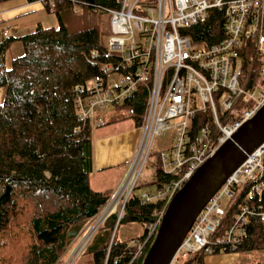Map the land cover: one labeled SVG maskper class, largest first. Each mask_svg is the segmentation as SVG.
<instances>
[{"label": "built area", "instance_id": "obj_1", "mask_svg": "<svg viewBox=\"0 0 264 264\" xmlns=\"http://www.w3.org/2000/svg\"><path fill=\"white\" fill-rule=\"evenodd\" d=\"M215 12L222 16V37L195 42L192 28ZM108 13L112 27L106 46L112 61L79 88L77 110L96 127L108 123L104 110L121 111L135 122L141 138L119 186L87 221L66 264H73L109 218L124 217L157 135L174 131L172 146L160 153L161 172L171 179L155 196H141L142 203L157 201L162 208L132 262L143 258L175 195L264 106V0H122ZM2 32L10 37L7 28ZM247 39L255 41L259 60L253 80L240 57ZM112 73L121 79L112 83ZM135 96L143 97L142 111L128 105ZM263 193L264 142L202 209L170 264H177L179 256L184 264L196 257L190 263L195 264L205 255L234 250L253 217L264 223V202L257 200Z\"/></svg>", "mask_w": 264, "mask_h": 264}, {"label": "trees", "instance_id": "obj_2", "mask_svg": "<svg viewBox=\"0 0 264 264\" xmlns=\"http://www.w3.org/2000/svg\"><path fill=\"white\" fill-rule=\"evenodd\" d=\"M7 1L11 0H0V4ZM27 1L42 2L58 25L38 24L31 33L0 42V89L4 90L0 103V264H59L86 221L113 193L91 186L93 126L79 117L76 100L79 88L101 75L103 65L112 61L104 42L109 32L105 15L122 0ZM221 17L215 12L193 27L194 41L212 43L222 37ZM17 39L24 53L8 64L6 53ZM255 48V41L247 39L240 51L244 72L251 80L259 66ZM134 101L128 105L142 111L143 97L135 96ZM111 121H118V115ZM170 179L160 170L158 187ZM257 200L263 203L264 193ZM141 201V196L133 194L119 221L146 225L137 243L148 238V226L162 208L160 202ZM230 214L225 218L227 225ZM117 223L116 215L109 218L90 243L93 264H142L154 235L143 258L132 262L137 245L113 239ZM259 250H264V223L253 217L231 251Z\"/></svg>", "mask_w": 264, "mask_h": 264}, {"label": "water", "instance_id": "obj_3", "mask_svg": "<svg viewBox=\"0 0 264 264\" xmlns=\"http://www.w3.org/2000/svg\"><path fill=\"white\" fill-rule=\"evenodd\" d=\"M263 142L264 106L175 195L142 264H170L202 209Z\"/></svg>", "mask_w": 264, "mask_h": 264}, {"label": "rangeland", "instance_id": "obj_4", "mask_svg": "<svg viewBox=\"0 0 264 264\" xmlns=\"http://www.w3.org/2000/svg\"><path fill=\"white\" fill-rule=\"evenodd\" d=\"M105 18H106L105 27L107 30H109L107 36L104 39V42L106 43L109 36L111 35L112 25H111V15L109 13L105 15ZM38 20L40 22L42 20L45 27H50L52 25L54 26L58 25L56 16L53 13L51 14V12H48L47 10H43L37 13H29V14L22 16L19 19V22L21 24L20 25L21 30L18 32V34L25 35V34L33 32L36 28V25H37L36 23ZM10 34L13 37L19 36V35H16L17 32L16 33L12 32L11 29H10ZM2 40L3 39L0 36V41ZM23 53H24V46H23L22 41L18 39L15 40L10 45L6 53L7 63L10 64L13 58L20 56ZM120 79H121L120 73H112L110 77V81L112 83H116ZM258 92L259 91H257V93ZM104 112L105 114L107 113L106 117H109L108 115L110 116L118 115V120H121L123 118H128L126 115H124L123 112L116 111L115 109H112L109 112L107 110H104ZM173 140H174V131L172 130H167L165 133L161 135H157L154 138L151 153L144 167V176L139 179L137 188L134 191V195L142 196L144 193H148V194H151L152 196H155L158 193V190H159L158 183H157L158 182V172L162 168V164L160 161V153L164 150L170 149V147L173 144ZM85 225L83 226L82 230L84 229ZM145 228H146V225L142 222L124 221L121 224H119V221H118L115 231L113 233V239L117 240L118 242H128L130 245L138 246L139 243H137V241L145 233ZM100 230L97 232V234L100 232ZM79 235L73 240L68 252L62 256V259L59 264H66V261L69 258V254L71 253ZM142 243H144V241H142ZM88 247L73 262V264H93V252L90 251ZM201 259L203 260V263H200L199 261H197L195 264H236V263L246 264V263L264 262V250L250 251V252L249 251H230V252L220 251L214 254L205 255ZM184 262H185L184 259H182L179 256V259L177 260V264H184Z\"/></svg>", "mask_w": 264, "mask_h": 264}, {"label": "crops", "instance_id": "obj_5", "mask_svg": "<svg viewBox=\"0 0 264 264\" xmlns=\"http://www.w3.org/2000/svg\"><path fill=\"white\" fill-rule=\"evenodd\" d=\"M43 10L46 9L42 2L29 3L27 0H11L1 3V38L4 39L3 28H7L9 33L10 29L12 32H17L16 35L19 36L16 37L22 36L18 34L21 30L19 19L26 14ZM36 24L45 26L42 20L41 22L38 20ZM3 95L4 90L0 89V103ZM108 116L106 117L107 124L93 126L92 130L93 169L90 183L94 190L102 192H114L117 189L141 138V131L132 119L123 118L111 121V117L114 115Z\"/></svg>", "mask_w": 264, "mask_h": 264}]
</instances>
